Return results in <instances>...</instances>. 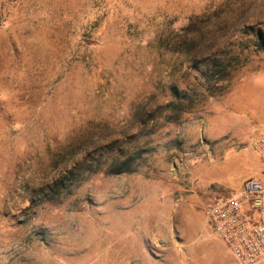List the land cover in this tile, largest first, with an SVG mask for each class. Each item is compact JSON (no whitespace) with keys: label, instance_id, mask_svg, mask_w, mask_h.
I'll return each instance as SVG.
<instances>
[{"label":"rangeland","instance_id":"374dc122","mask_svg":"<svg viewBox=\"0 0 264 264\" xmlns=\"http://www.w3.org/2000/svg\"><path fill=\"white\" fill-rule=\"evenodd\" d=\"M214 18L242 52L213 90L179 42ZM262 36L264 0H0V264L226 252L209 207L264 180Z\"/></svg>","mask_w":264,"mask_h":264},{"label":"built area","instance_id":"2783aa9c","mask_svg":"<svg viewBox=\"0 0 264 264\" xmlns=\"http://www.w3.org/2000/svg\"><path fill=\"white\" fill-rule=\"evenodd\" d=\"M250 147L264 163V129L250 139ZM207 221L239 264H264L263 179L249 177L239 191L214 201Z\"/></svg>","mask_w":264,"mask_h":264},{"label":"trees","instance_id":"16d2710c","mask_svg":"<svg viewBox=\"0 0 264 264\" xmlns=\"http://www.w3.org/2000/svg\"><path fill=\"white\" fill-rule=\"evenodd\" d=\"M198 18L199 17H196V19ZM211 21L212 24L209 25L208 29H206L208 25L204 27L207 31H209L207 34L210 36L209 40L202 41L191 38L184 42H179V47L182 48L184 46L186 48L185 50L190 64L198 61L205 66L207 70L202 73V76L205 79L207 78V72H211L213 74L214 81L210 88L214 90L218 88L221 80L228 75V70L234 67L236 62L239 61L242 51H233L230 48L232 45V39H235L237 30L228 19L223 22L224 25L219 24L215 18ZM191 27H195V25L190 23L186 29L188 30ZM221 33L223 35H221ZM253 36L256 37V34H253ZM259 40L262 48H264V36L259 37Z\"/></svg>","mask_w":264,"mask_h":264},{"label":"crops","instance_id":"0c3cea01","mask_svg":"<svg viewBox=\"0 0 264 264\" xmlns=\"http://www.w3.org/2000/svg\"><path fill=\"white\" fill-rule=\"evenodd\" d=\"M210 241L204 239L199 242V252L195 253V246L187 247L185 254L186 264H226V257H234L231 249L228 245L225 244L227 250L224 253H221L220 244H212ZM238 263V262H237ZM239 264V263H238Z\"/></svg>","mask_w":264,"mask_h":264}]
</instances>
